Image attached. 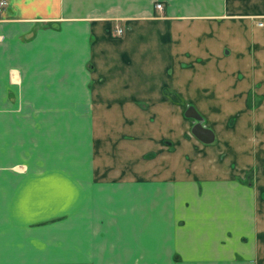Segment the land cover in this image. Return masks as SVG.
Returning <instances> with one entry per match:
<instances>
[{"label": "crops", "instance_id": "0c3cea01", "mask_svg": "<svg viewBox=\"0 0 264 264\" xmlns=\"http://www.w3.org/2000/svg\"><path fill=\"white\" fill-rule=\"evenodd\" d=\"M7 1L0 264H264V6Z\"/></svg>", "mask_w": 264, "mask_h": 264}, {"label": "water", "instance_id": "95a60500", "mask_svg": "<svg viewBox=\"0 0 264 264\" xmlns=\"http://www.w3.org/2000/svg\"><path fill=\"white\" fill-rule=\"evenodd\" d=\"M185 116L195 120V123L191 127L192 135L203 143H211L214 140L213 131L204 126L200 121V117L194 107L190 106L185 111Z\"/></svg>", "mask_w": 264, "mask_h": 264}, {"label": "rangeland", "instance_id": "374dc122", "mask_svg": "<svg viewBox=\"0 0 264 264\" xmlns=\"http://www.w3.org/2000/svg\"><path fill=\"white\" fill-rule=\"evenodd\" d=\"M6 2H7V4H6V6H5V8L7 7V5H8V1L7 0H5ZM258 2V3H257ZM157 3H160V2H156L155 3V5H154V7H155V9H156V11L157 12H155L152 16L154 17V18H156V17H162V12H163V4L161 3V6H162V8L160 9V8H158L157 7ZM253 3H255L254 5L255 6H264V0H249V2L247 3L248 5H251V4H253ZM5 8H4V10H5ZM3 10V11H4ZM3 13V12H2ZM1 22H2V14H1ZM252 19H255V18H252ZM256 20V19H255ZM114 30V29H113ZM190 107V106H189ZM188 108V107H187ZM186 111V110H185ZM196 112L198 113V115H199V117H200V119H199V121L204 125V123H205V119L203 118V116L196 110ZM184 115H185V112H184ZM186 117V116H185ZM193 121L195 122V120L193 119ZM205 126V125H204ZM192 127V126H191ZM75 153H74V155H77L76 154V151H74ZM78 156V155H77Z\"/></svg>", "mask_w": 264, "mask_h": 264}, {"label": "built area", "instance_id": "2783aa9c", "mask_svg": "<svg viewBox=\"0 0 264 264\" xmlns=\"http://www.w3.org/2000/svg\"><path fill=\"white\" fill-rule=\"evenodd\" d=\"M6 4H7V2L5 0H0V17H1V14H2ZM156 5L158 8H160V9L162 8L161 3H157ZM0 24H1V18H0ZM122 33H123V29L120 27H117L116 28V34L121 35ZM2 38H3V35L0 31V41H2Z\"/></svg>", "mask_w": 264, "mask_h": 264}]
</instances>
